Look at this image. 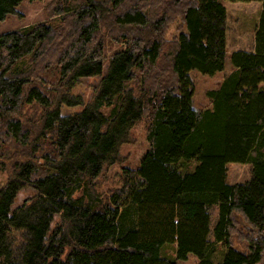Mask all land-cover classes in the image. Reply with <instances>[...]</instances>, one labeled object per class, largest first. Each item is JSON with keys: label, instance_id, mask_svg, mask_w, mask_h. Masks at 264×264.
<instances>
[{"label": "trees", "instance_id": "1", "mask_svg": "<svg viewBox=\"0 0 264 264\" xmlns=\"http://www.w3.org/2000/svg\"><path fill=\"white\" fill-rule=\"evenodd\" d=\"M23 1L0 0V24L21 17ZM224 1L259 2L262 12L254 51L231 54L233 72L204 110L193 107L190 73L225 69L221 1L54 0L62 23L0 36V264H179L190 254L199 264H264V0ZM104 11L125 40L110 57ZM175 14L183 29L166 52ZM164 59L165 74L153 75ZM89 78L99 82L86 102L73 91ZM25 105L42 109L36 123L22 119ZM145 118L148 151L103 199L99 179L123 164L121 148ZM229 163L251 164L252 179L229 185ZM25 188L36 194L14 208Z\"/></svg>", "mask_w": 264, "mask_h": 264}, {"label": "rangeland", "instance_id": "2", "mask_svg": "<svg viewBox=\"0 0 264 264\" xmlns=\"http://www.w3.org/2000/svg\"><path fill=\"white\" fill-rule=\"evenodd\" d=\"M54 0H24L21 5L17 8L18 12L21 14V17L12 15L7 18V20L0 24V36L6 32L13 30H19L22 28H30L33 25L51 22L52 25L56 26L61 22V17L56 16L54 12L52 13V3ZM101 3L109 4L113 0H99ZM133 1V0H131ZM221 1V0H218ZM227 9V55L225 69L221 72L216 73L215 75H204L197 70H194L190 73L194 87L195 95L193 97V107L196 110H204L212 107V101L208 96L210 91L218 90L224 81V79L231 73L233 67L231 65L230 56L231 49L234 47V43L237 42L244 44V46H249L252 41L254 34L256 33L257 26L260 21L261 7H259L257 2L252 3H231L222 0L221 1ZM155 9H161V4H156L153 6ZM107 10L111 9V6H106ZM104 19L101 21V31H100V40L103 43L105 54L110 57L115 52L123 48L125 40L122 39V32L120 29H113L111 25L112 22L107 20L111 18V12H103ZM110 16V17H109ZM112 19V18H111ZM107 20V21H106ZM168 29L164 35V41L167 45L166 52L169 49V44H171L177 35L180 33V30L183 29L182 19L180 15L175 14L171 18ZM70 21L68 22V25ZM255 32V33H254ZM256 35V34H255ZM98 36V38H99ZM234 40V43H233ZM240 46V44H239ZM168 59H164L162 63L157 67L156 71H150L154 74L164 75V69L167 68L166 64ZM163 70V73H162ZM152 73V74H153ZM153 74V75H154ZM152 80V79H151ZM99 82V78H89L81 79L77 84L73 93L77 95H82L84 99L90 101L93 96L94 89ZM135 85V84H134ZM80 107L76 108H64L63 112L71 113L80 111ZM42 109L37 105H25L22 111V119L27 123H36L41 117ZM148 119H143L138 123L131 132V142L125 144L121 148V155L124 157L125 161L122 165H115L107 168L104 171V174L98 181L97 192L100 197L103 199L107 198L111 193L116 189H119L122 185L124 178L125 168H130L135 170L144 156V154L149 149V142L147 140V130H148ZM190 171H193L197 166V162H190ZM189 168V164L187 165ZM187 169L186 167H183ZM252 166L251 164H241V163H229L227 164V183L229 185L235 184H245L252 179ZM8 174L6 171L0 169V189L7 183ZM36 192L31 188H25L18 195L14 208H17L23 204V202L30 197H33ZM211 222H210V239L213 240V229L219 219V209L217 206H214L210 209ZM59 223V217H55V221L52 224V230L55 229L56 225ZM174 249H170L168 253L173 255ZM223 253L225 250L220 246L217 255L213 258L216 263H221L223 261ZM179 264H199L198 259L195 255L190 254L187 261L180 262Z\"/></svg>", "mask_w": 264, "mask_h": 264}, {"label": "crops", "instance_id": "3", "mask_svg": "<svg viewBox=\"0 0 264 264\" xmlns=\"http://www.w3.org/2000/svg\"><path fill=\"white\" fill-rule=\"evenodd\" d=\"M258 3V5H259V7H261V12H262V3H259V2H257ZM250 4V3H249ZM255 33V32H254ZM256 34V33H255ZM255 34H254V36H253V38L251 37V39H252V41L250 42V44H249V46H244V44H242L241 43V41H240V43L239 42H237L236 44L234 43V40H233V43H234V47L231 49L232 51H231V54L232 53H234V52H236V51H246V52H253L254 51V49H255ZM239 44H240V46H239ZM233 72V70L231 71V73ZM230 73V74H231ZM229 74V75H230ZM228 75V76H229ZM227 76V77H228ZM226 77V78H227Z\"/></svg>", "mask_w": 264, "mask_h": 264}, {"label": "water", "instance_id": "4", "mask_svg": "<svg viewBox=\"0 0 264 264\" xmlns=\"http://www.w3.org/2000/svg\"><path fill=\"white\" fill-rule=\"evenodd\" d=\"M235 246H236V248H238V249H239V246H238L237 244H235Z\"/></svg>", "mask_w": 264, "mask_h": 264}, {"label": "bare ground", "instance_id": "5", "mask_svg": "<svg viewBox=\"0 0 264 264\" xmlns=\"http://www.w3.org/2000/svg\"><path fill=\"white\" fill-rule=\"evenodd\" d=\"M222 1V0H221ZM249 221V220H248Z\"/></svg>", "mask_w": 264, "mask_h": 264}]
</instances>
